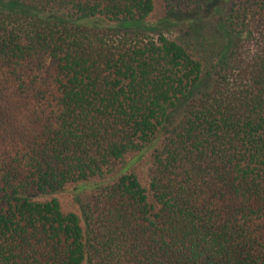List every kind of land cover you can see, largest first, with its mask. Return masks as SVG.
I'll return each mask as SVG.
<instances>
[{
  "label": "trees",
  "instance_id": "1",
  "mask_svg": "<svg viewBox=\"0 0 264 264\" xmlns=\"http://www.w3.org/2000/svg\"><path fill=\"white\" fill-rule=\"evenodd\" d=\"M161 1L0 0V264H264V0Z\"/></svg>",
  "mask_w": 264,
  "mask_h": 264
},
{
  "label": "rangeland",
  "instance_id": "2",
  "mask_svg": "<svg viewBox=\"0 0 264 264\" xmlns=\"http://www.w3.org/2000/svg\"><path fill=\"white\" fill-rule=\"evenodd\" d=\"M154 8L150 15L148 16V19L150 21H155L159 18H162L163 16V6L161 0H153ZM193 30L196 32L197 35L202 37L206 42L213 43L214 48H219L221 45V38L218 30L216 29L215 25L210 22H203V23H195L193 26ZM168 36L171 38H174L176 40H184L180 35L179 28H176L170 33H168ZM181 37V38H180ZM186 41V40H185ZM148 155H145L143 159H141L139 162H136L130 171L137 174L139 180L144 184L145 183V173L148 167ZM128 170V171H129ZM72 190H66L62 193L55 194V198L60 203V207L63 212H75L77 213V208L73 202L72 199Z\"/></svg>",
  "mask_w": 264,
  "mask_h": 264
}]
</instances>
